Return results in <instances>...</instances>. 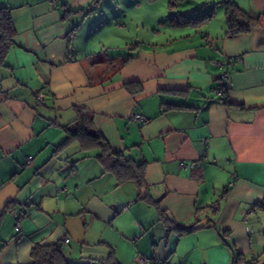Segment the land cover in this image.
Masks as SVG:
<instances>
[{
  "label": "crops",
  "instance_id": "obj_1",
  "mask_svg": "<svg viewBox=\"0 0 264 264\" xmlns=\"http://www.w3.org/2000/svg\"><path fill=\"white\" fill-rule=\"evenodd\" d=\"M232 1L252 17L264 13V0ZM141 2L0 0L16 31L0 66V264H30L34 244L65 237L69 264L261 257L264 211L253 208L264 202V26L229 36L211 19L140 40L128 56L90 45L93 25ZM130 82L141 89L128 91ZM75 106L92 112L114 151L145 161L144 197L104 172L95 151L64 142Z\"/></svg>",
  "mask_w": 264,
  "mask_h": 264
},
{
  "label": "trees",
  "instance_id": "obj_2",
  "mask_svg": "<svg viewBox=\"0 0 264 264\" xmlns=\"http://www.w3.org/2000/svg\"><path fill=\"white\" fill-rule=\"evenodd\" d=\"M147 1L151 2L154 0ZM190 1L167 0V7L170 12L168 23L172 28H200L212 19L214 15L213 9L205 13L188 14L184 4ZM223 4L225 35L234 36L245 33L253 27L264 26V13L252 17L232 0H223ZM15 34L11 9L7 6H0V66H5V57L8 49L13 45ZM127 60L128 58H125L122 64L126 63ZM222 85L219 88L220 95L226 90L224 85ZM125 87L132 93L141 89V86L135 82L126 83ZM40 92L38 91L37 93ZM224 102L228 106H232L227 100H224ZM73 110L75 113L74 119L63 126L66 134L64 142L75 140L82 151H95V158L101 164L103 171L112 173L118 185L132 181L140 190L144 189L146 191V183L144 181L145 161H137L123 151H114L104 135L94 128L92 112L76 106L73 107ZM5 208L7 210L14 207L10 203ZM255 208L264 211V202L257 203ZM170 227L179 233L192 229L174 222H170ZM59 243L34 244L30 250V264H69L63 255ZM233 254L232 264L244 263L245 259L242 254L236 251ZM247 264H264V251H262L260 258H252Z\"/></svg>",
  "mask_w": 264,
  "mask_h": 264
},
{
  "label": "rangeland",
  "instance_id": "obj_3",
  "mask_svg": "<svg viewBox=\"0 0 264 264\" xmlns=\"http://www.w3.org/2000/svg\"><path fill=\"white\" fill-rule=\"evenodd\" d=\"M184 6L188 14L205 13L213 9L212 30L225 25L223 0H191L185 3ZM153 13H155V16ZM115 15L123 18L121 12L112 13L110 17L102 19L103 24L101 26L93 25V18H90L89 21L87 20L89 24L93 25L88 38L90 45L93 48H101L102 44L105 45V53L109 56H113V54L128 56L140 40L148 42L156 35L160 39L161 37L169 38L172 35L171 32L177 29L172 28L168 23L170 12L167 7V0H154L151 2L142 0L141 6L137 11L131 8L126 12L121 28H116L112 25L113 20L116 18ZM152 21H157L156 29H153L154 25L150 24ZM204 28L205 25L200 27V29ZM180 30L177 29L176 31Z\"/></svg>",
  "mask_w": 264,
  "mask_h": 264
},
{
  "label": "built area",
  "instance_id": "obj_4",
  "mask_svg": "<svg viewBox=\"0 0 264 264\" xmlns=\"http://www.w3.org/2000/svg\"><path fill=\"white\" fill-rule=\"evenodd\" d=\"M50 1H53V0H50ZM36 95H37L38 99H41L42 96H43L41 93H37ZM132 118L134 120L140 121L141 123H147L150 120V119H148V118H146V117H144V116H142L140 114H134L132 116ZM30 159H31V156L26 157V161H30ZM230 184H232V182H230ZM213 208L216 209V205H214ZM253 209H256V208L254 207ZM15 229H16L17 232L20 231V222H19V218L18 217L15 220ZM68 241H69V239L67 237L63 238L62 241L59 243L60 248H62L63 245L65 243H67ZM135 260H136V262L138 264H150V260L147 257H145L144 255H142V254H137L136 257H135Z\"/></svg>",
  "mask_w": 264,
  "mask_h": 264
},
{
  "label": "water",
  "instance_id": "obj_5",
  "mask_svg": "<svg viewBox=\"0 0 264 264\" xmlns=\"http://www.w3.org/2000/svg\"><path fill=\"white\" fill-rule=\"evenodd\" d=\"M146 194V191L144 189L141 190V197H144ZM169 216V215H168ZM170 217V216H169ZM206 220L203 219L201 221H199L197 224L194 225V227H202L203 225H205Z\"/></svg>",
  "mask_w": 264,
  "mask_h": 264
}]
</instances>
